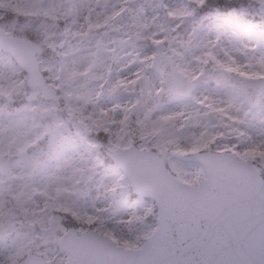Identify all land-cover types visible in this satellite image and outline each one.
<instances>
[{
	"label": "snow or ice",
	"instance_id": "snow-or-ice-1",
	"mask_svg": "<svg viewBox=\"0 0 264 264\" xmlns=\"http://www.w3.org/2000/svg\"><path fill=\"white\" fill-rule=\"evenodd\" d=\"M154 3L0 0V264H264V56L216 60L230 74L212 77L188 113L185 126L199 131L184 134L163 116L150 142L105 145L107 166L88 126L70 130L60 113L56 92L72 95L75 74L59 89L43 75L53 21H79L97 56L99 33L142 39ZM183 75L171 93L208 84L203 70Z\"/></svg>",
	"mask_w": 264,
	"mask_h": 264
},
{
	"label": "clouds",
	"instance_id": "clouds-1",
	"mask_svg": "<svg viewBox=\"0 0 264 264\" xmlns=\"http://www.w3.org/2000/svg\"><path fill=\"white\" fill-rule=\"evenodd\" d=\"M204 3L205 0H155L145 17L149 28L142 39L126 43L123 30L99 33L95 39L102 38L104 46L97 56L91 55L97 51L94 40L82 36L79 21L60 18L58 25L53 21L50 42L41 48L43 75L59 89L58 82L68 72L75 74L76 91L72 95L66 96L63 90L56 92L60 113L70 130L74 131L77 125L88 126V138L100 146L98 157L104 166L110 161L105 145L116 140L150 142L153 125L163 116H170L165 123L184 134L199 131L185 126L188 113L199 109L197 101L210 90L212 77L230 74L216 60L230 63V57L244 61L264 56V0L247 2L248 9L259 18L258 26L251 31L219 16L201 19L195 13ZM5 16V12H0V23L6 22ZM161 24L164 31L158 32ZM152 32H156L159 43H153ZM205 53H211V57ZM201 70L205 73L201 79L208 84L193 80L187 96L168 90L169 81L184 78L185 71ZM78 92L87 95V103ZM25 102L26 95L17 99V103ZM153 104L159 107L149 112ZM181 146L188 145L181 142ZM260 150L264 151V146ZM98 178L104 183L112 179L99 174ZM97 207L104 208L106 204L97 201Z\"/></svg>",
	"mask_w": 264,
	"mask_h": 264
},
{
	"label": "rangeland",
	"instance_id": "rangeland-1",
	"mask_svg": "<svg viewBox=\"0 0 264 264\" xmlns=\"http://www.w3.org/2000/svg\"><path fill=\"white\" fill-rule=\"evenodd\" d=\"M209 1V0H206ZM248 0H211L210 7L202 12L198 9L195 13L201 19H208L212 16L226 18L230 23L251 31L258 26L259 18L255 17L247 7ZM202 8V6L200 7Z\"/></svg>",
	"mask_w": 264,
	"mask_h": 264
}]
</instances>
